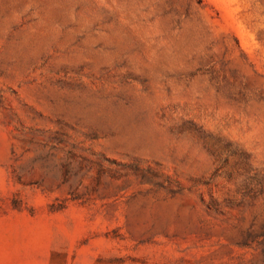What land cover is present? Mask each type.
Masks as SVG:
<instances>
[{"label":"rangeland","instance_id":"374dc122","mask_svg":"<svg viewBox=\"0 0 264 264\" xmlns=\"http://www.w3.org/2000/svg\"><path fill=\"white\" fill-rule=\"evenodd\" d=\"M0 264H264V0H0Z\"/></svg>","mask_w":264,"mask_h":264}]
</instances>
